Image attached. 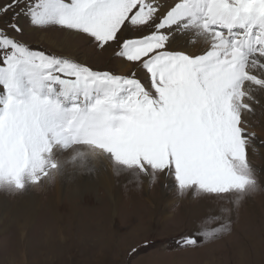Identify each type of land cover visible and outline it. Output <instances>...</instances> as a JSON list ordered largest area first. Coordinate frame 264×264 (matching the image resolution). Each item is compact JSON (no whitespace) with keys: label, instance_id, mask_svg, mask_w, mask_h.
<instances>
[{"label":"snow or ice","instance_id":"6c2138e0","mask_svg":"<svg viewBox=\"0 0 264 264\" xmlns=\"http://www.w3.org/2000/svg\"><path fill=\"white\" fill-rule=\"evenodd\" d=\"M25 17L98 51L117 46L130 72L32 49L13 34ZM0 20V187L23 191L69 164L95 172L89 158L163 173L181 193L257 187L249 117L264 109V0H6Z\"/></svg>","mask_w":264,"mask_h":264},{"label":"rangeland","instance_id":"374dc122","mask_svg":"<svg viewBox=\"0 0 264 264\" xmlns=\"http://www.w3.org/2000/svg\"><path fill=\"white\" fill-rule=\"evenodd\" d=\"M5 2L0 0V4ZM19 23L23 34H13L32 49L70 56L99 71L130 72L131 67L122 72L116 68V61L120 58L115 55V45L107 48L109 53L99 57L102 51L96 50L82 36L80 41L67 42V39H58L59 36L54 35L57 32L64 34L57 27H34L26 17ZM131 33L136 34L135 31ZM139 78L149 83L143 73ZM262 112L264 109L259 111ZM254 121L249 122V131L254 132L257 139L249 147V152L257 187L242 195L214 197L195 190L181 193L174 178H166L163 173H156L153 179L151 170L148 175L128 170L134 175L130 177L135 185L127 190L122 188L117 204L112 205L108 213L110 220L99 223L100 228L96 230L99 226L97 223L93 225L94 214L89 220L77 221L73 228L64 224L69 214L67 201L70 195L59 196L57 203L53 201L47 207L50 197L47 190H50L52 180L47 179L48 184H44L47 186L42 185V181L39 182L41 185L29 184L19 192L0 187V206L6 209L0 213V264H264V145L259 143L264 140V125L255 118ZM144 181L147 188H142ZM102 205L98 209L106 210L107 207ZM53 209L60 217H65L59 242L55 240L54 229L52 233L39 230L42 225L55 228L52 216L48 214ZM84 212L87 213L88 208L85 207ZM29 213L32 215L30 222L19 221ZM27 224V231L20 235V229L24 230L22 226ZM225 224L228 231H221L214 238L204 239L196 235ZM94 230L100 233L99 238L102 237L101 240L95 238L99 246L89 248L91 240L88 244L77 239L94 236ZM185 237H194L197 245H184ZM45 239L50 245L42 244ZM83 249L89 252L82 254Z\"/></svg>","mask_w":264,"mask_h":264},{"label":"bare ground","instance_id":"6f19581e","mask_svg":"<svg viewBox=\"0 0 264 264\" xmlns=\"http://www.w3.org/2000/svg\"><path fill=\"white\" fill-rule=\"evenodd\" d=\"M136 34L130 33V35H136ZM54 35L59 36L58 39L59 38L63 39V40L67 39V42L68 41H80L81 40V36L66 37L65 33L61 35L60 33L57 32ZM197 47H200V45H197ZM107 53H109V49H105L102 52H100L99 57H102L103 55H105ZM130 67H131L130 65H128L126 62L122 61L121 59H118L116 61V68H118L121 72L126 70V69L128 70V68H130ZM260 110H262V109L257 107L256 113L249 117L250 123H251V121H254V118H255L256 120L261 121V124L264 125V112L259 113ZM253 123L255 124V121ZM71 154H72L71 152H65L64 156H70ZM250 156H251V154L249 152V158H250ZM88 164L90 166H95L97 170L95 172H92V173H83L82 174L74 165L69 164V165H66L64 173L62 175H58V176L53 177L52 179H48L49 181L50 180H52V181H51V184L49 183L50 184V190H47V196L50 195V197L48 198L49 204L47 205V207H49L50 204L53 203V201H56V203H57L59 196H64L66 194L70 195L71 197L67 201L70 204V208L68 209L69 214L66 215L67 216V218H66L67 222L64 224L65 225L68 224L67 226H69L70 228H73L77 221H79V220L82 221V219H88L90 216H92L94 214L95 218H94V224L93 225H95L97 223L99 227L96 228V230H99V228H100L99 223H104V222L110 220L108 218V213H110V208L112 207V205L115 206V204H117L118 198H119V192L122 191V188L124 190H127L128 188H131L135 185L134 180H132V178L130 177V176H134V175L130 174V171H128L127 169H126V171L123 170V171L119 172V174H117L116 172L113 171V164L110 161L105 160L103 158H97L95 160L92 158H89ZM41 183H42V185L48 184V181H47V179L46 180L43 179ZM39 185H41V184L39 183ZM146 185H147V183L144 181V183L142 184V188H147ZM44 186H47V185H44ZM46 189H47V187H46ZM162 190L164 193V189H162ZM48 192H50V193H48ZM130 192H132V191H130ZM130 199H131V197H130ZM200 200H201V198H200ZM102 204L105 207H107V208H105L107 211L104 209L102 211H100V209H98L99 206H101ZM39 207H40V205L36 208H39ZM85 207L88 208L87 213L84 212ZM28 208L30 209L31 207H28ZM25 209H27V208H25ZM56 209L48 211V214L50 213L49 215L52 216V219H51L52 223H55V228H53L52 227L53 225H51L50 229H48L49 225L47 226V228H46V226L42 225L39 230H40V232H43V229H46L47 231L52 233V229H54L53 233L57 236V239L55 238V240H57L59 242L58 238L59 237L62 238L61 236L63 235L62 225H63V222L65 221L64 220L65 217H60ZM3 210L5 211L6 209H4V207L2 208L0 206V213ZM211 211H213V210H211ZM32 212H34V211L32 210ZM30 214L31 213H29V215ZM29 215L25 214V215H23V218L21 220H19V219H17V220L24 221V222L28 223L32 220V215H30V216ZM42 218H43V220H45L44 217H42ZM89 223H91V222L89 221ZM22 228H24V230L21 231V229H20L19 233H20V235L23 236L25 231H27V229H28V224L23 225ZM96 230H94V236L92 235V237H90L88 239H84L85 237H79L77 239L81 240L82 243H88V244L91 243L88 240H91L92 243L89 244V248L90 247L91 248L97 247L99 245L98 244L96 245V240L97 239L101 240L102 237L99 238L100 233L97 232ZM108 230L111 231V227H109ZM36 233H38V232L36 231ZM37 238H38V236H37ZM95 238H97V239H95ZM42 244L43 245H50V244H48L47 239H45ZM54 244H55V242H54ZM84 249H83L82 254H84V252L86 253V251L88 250L87 249L86 251H84ZM87 252H89V251H87Z\"/></svg>","mask_w":264,"mask_h":264},{"label":"clouds","instance_id":"9594fccd","mask_svg":"<svg viewBox=\"0 0 264 264\" xmlns=\"http://www.w3.org/2000/svg\"><path fill=\"white\" fill-rule=\"evenodd\" d=\"M254 190H256V188ZM254 190H252V191H254Z\"/></svg>","mask_w":264,"mask_h":264}]
</instances>
